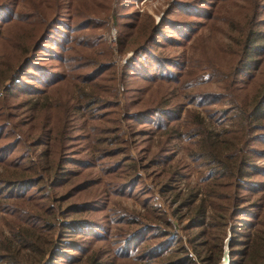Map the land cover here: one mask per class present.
<instances>
[{"label": "rangeland", "instance_id": "1", "mask_svg": "<svg viewBox=\"0 0 264 264\" xmlns=\"http://www.w3.org/2000/svg\"><path fill=\"white\" fill-rule=\"evenodd\" d=\"M0 6V85L8 82L3 78L7 65L16 69L21 66L22 61H18L21 51L16 48L21 44L27 47L24 50L26 58L33 57L42 70L57 71L61 80L57 84L45 83L44 90L30 91L34 93L31 94L32 100L44 98L49 107L59 109L68 95L80 96L91 92L107 102L106 108L96 104L85 111H70L68 120L72 125L74 144L71 147L74 150L85 144L87 132L90 136L95 132L97 136L107 131L100 128L115 126L103 120L109 117L110 111H115L114 115L123 111L133 113L145 110V105L151 110L134 122H128L129 127H126L127 122L122 127L127 140L126 158L138 159L149 149L151 152L147 159H154L144 166L146 171L140 164L136 165L135 180L126 192H123L126 184L121 187L119 183L129 177L126 176L127 170L117 169L109 173L111 162L108 158L97 157L89 168L73 166L74 173L78 175L70 183L88 178L92 187L72 199L99 196L102 210L86 213L89 223H92L89 231L64 234L79 237L77 246L57 243L67 247V253H74L66 263L153 264L148 259L139 258L140 246L164 240L168 235L163 232L166 230L177 232L167 242L166 248L174 249L178 236L182 245L189 249L185 239L196 229L182 228L191 221L195 207L200 202L206 203V191L214 180V163L205 153V156L202 154L199 140L202 129L206 133L221 132L234 129L236 121H239L229 82L237 71L236 61L248 31H252L250 36L256 39L254 45L261 48L247 70L249 80L253 89L260 83L264 84V0H0ZM143 21H150L159 28L158 40L163 43H157L159 49L155 52L161 60L159 66L152 56L148 57V53L147 58H139L144 67L134 62L143 49H150L144 40ZM35 27L38 30L34 33ZM43 30L47 37L34 48L37 54L32 56L31 44L41 40L38 36ZM131 30L133 34L128 38ZM132 55L134 58L129 65L135 63L137 70L126 77L123 69L129 66L127 60ZM101 62L112 67L104 71L101 67L96 84L90 89L77 73L105 64ZM83 65L88 66L80 69ZM163 69L171 70L172 78L160 81L158 76L163 75ZM39 75L35 70H29L24 79H44ZM153 75L155 77L151 78ZM27 83L30 84L21 82L23 88L19 92L25 90V86L43 87L38 82ZM124 83L129 87L127 92ZM110 87V94H103ZM21 95L18 94L17 99L22 98ZM144 99L147 102L143 103ZM162 109H166L165 112H160ZM166 111L168 114H162ZM100 113L105 115L103 119L94 116ZM89 114L92 118L88 117ZM251 123L253 126L248 129V135H264V114ZM172 124L174 130L168 133ZM128 129L135 132L128 134ZM249 142L243 151L247 163L252 164L251 167L245 165L251 174L244 179L262 181L251 198L260 196L264 203V153L252 150ZM92 153L95 152L84 150L75 156L87 160V154ZM137 181L142 182L137 185ZM161 183H165L164 186ZM61 191V188L57 190L58 193ZM142 197H148L153 203L151 214L145 206L148 200L144 206L140 204ZM23 206L19 199L0 198V264H9L2 257L9 246L20 253L27 250L14 237L19 234L25 236L23 229L30 231L23 222L24 214L17 210ZM204 212L208 214L207 209ZM17 213H20V218ZM205 220H208L206 215ZM143 226L154 229L148 236L143 231L142 236L126 244L127 236ZM13 230H19V234H13ZM52 235L55 239L68 241V238L60 237L58 229ZM229 237L227 231L223 241L227 259ZM168 251H163L164 258L178 254ZM35 255L37 253L32 258L28 257L32 260Z\"/></svg>", "mask_w": 264, "mask_h": 264}, {"label": "trees", "instance_id": "2", "mask_svg": "<svg viewBox=\"0 0 264 264\" xmlns=\"http://www.w3.org/2000/svg\"><path fill=\"white\" fill-rule=\"evenodd\" d=\"M142 25L145 34L144 40L148 42L150 49L147 51L140 49L142 51L136 55L134 62L138 66L144 67L139 62V58L142 60L143 57L147 58L148 53V57L152 56L155 64L159 66L161 60L157 58L156 54L158 53L155 54L156 50L159 49L157 43L163 44L158 40L159 28L153 26L150 21H143ZM37 30L38 27H35L34 33ZM251 33L252 31H248L243 40L236 61L237 71L229 82L234 94L231 99L236 104V114L239 116V121H236L234 129H223L221 132L207 131L206 133L202 129L199 140L201 152L203 155L205 153L206 157H209L210 161L214 163L212 167L214 168L212 170L214 180L206 191V203L200 202L195 207L191 221L182 228L184 230L196 229V231L189 233V237L185 239L189 249L182 245V240L178 236L176 247L172 250L166 248L167 242H170L177 232L161 230V232L168 234L167 237L165 236L164 240L155 244L140 246L138 255L140 259H148L153 264H219L222 258L223 241L228 231L230 237L227 243V264H264V203L260 196L255 197V199L251 198L262 181L244 179L247 178L245 176L251 174L249 173L250 168L246 166H252L245 160L246 153L243 151L247 142L251 140L249 145L252 150L258 153L263 151L264 153V147L261 149L264 146L262 141L264 135L259 133H249L248 135L250 132L248 129L253 126L251 122L261 118L264 114V84L260 83L253 89L247 71L261 49L254 45L256 39L254 40V37L250 36ZM46 34V31L43 30L38 36L41 40L37 44L35 41L31 44L32 56L37 54L34 48L40 46L39 44L47 37ZM132 34L133 31L131 30L128 33V38H131ZM16 48L21 51L18 60L22 61L21 66L16 69L7 65L3 70V78L8 79V82L0 85V198L19 199L24 203V206L17 210L24 214L23 222L29 226L27 228L30 231L27 232L23 229L26 232L25 236H21L19 230L12 231L13 234H19V236L15 235L14 237L22 247L27 249L26 252L20 253L17 249L13 250V247L9 246L2 257L6 258L9 264H62L63 262V264H67L66 260L74 253H67L65 251L67 247L61 244L77 246L79 237L64 234L89 231V226L92 223H89L90 220L87 219L86 213L102 210L100 209L102 202L99 196L83 200L72 199L92 187L90 186L92 182L88 178L70 183L78 175L77 172L74 173L73 166L77 164L89 168L97 157H100L99 159L108 158L111 162L109 173L115 172L117 169L127 170L126 176L129 177L119 183L121 187L126 184L123 191L126 192L125 190L135 180L136 165L140 164L139 166L146 171L144 166L150 164L154 159H147L151 152L149 149L145 151V156H139L138 159L126 158V154H128L126 151L127 140L124 139L125 132L122 127L126 125V122V127H129L128 122H134L135 119L143 117L144 112L150 113L151 110L146 109L145 105L143 106L145 110L133 113L123 111L120 115H114L115 111H110L111 113L107 114L109 117L105 118L102 113L94 115L114 123L115 126L100 128L99 130L107 131L99 133L97 136H95V132L92 136L88 135L89 132H87L84 137L85 144L74 150L71 147L74 144L72 142L74 136L72 125L68 120L70 111H85L94 108L96 104L102 106L101 108H106L107 102L102 101L100 97L91 92L81 93L80 96L78 94L76 96L68 95L67 101L63 102V106L59 109L49 107L44 98L32 100L31 94L34 93H30V91L44 90L45 83L57 84L61 80L58 79L57 71L42 70L33 61V57L26 58L24 55L26 46L19 44V47ZM133 58V55L128 58V65L133 61ZM101 63L105 64H99L97 68L77 73V75L80 74L82 82L88 85L90 89L96 84L95 79L98 70L101 67H104L102 71L112 67L108 65L109 63ZM135 63L132 62L131 65H127L128 67H124V76L128 77L131 72L137 70ZM86 66L88 65L79 68H86ZM29 70H35L45 80L24 79ZM163 72V75L158 76L160 81L172 78L171 70L163 69ZM150 77L154 78L155 76ZM126 80H130V78ZM29 81L38 82L43 87L25 86L26 89L19 92L23 88L21 82L30 84L27 83ZM126 85L127 83H124V87ZM128 89L129 87H125V92ZM110 91L111 87L105 89L103 94H110ZM18 94H22L23 97L17 99ZM142 102H147V99L142 100ZM164 110L166 109H162L160 112ZM168 112L162 114H168ZM90 116L92 114L88 115L89 118H92ZM128 130V134L135 132L132 129ZM173 130L172 124L168 133ZM81 147L83 148L80 150ZM84 150L95 153L87 154V160L75 156ZM149 167L151 165L147 168ZM129 171L132 172L131 175H129ZM141 182L137 181L136 184ZM164 184L161 183V186ZM60 188L63 191L58 193L57 190ZM69 199L72 200L67 203L66 201ZM146 200L148 197H142L139 202L144 206ZM64 202L66 203L62 205ZM145 206L151 214L154 210L153 203L148 200V203L145 202ZM205 209L208 210V214L204 212ZM20 213L16 214L18 218H20ZM205 215L208 220H205ZM64 219L68 220L64 221ZM59 224L64 227L60 228ZM56 229H58L60 237L68 238V241L53 238L52 233ZM151 229L154 228L150 226L137 227L131 236H127L126 244H129L127 241L142 236L143 231L147 232L146 236L150 235ZM59 242L61 244H57ZM235 246H239V248ZM165 250H169L168 253L170 254L172 252H178V254L164 258L162 253ZM33 252L37 255L30 260L29 257L32 258L35 254Z\"/></svg>", "mask_w": 264, "mask_h": 264}, {"label": "water", "instance_id": "3", "mask_svg": "<svg viewBox=\"0 0 264 264\" xmlns=\"http://www.w3.org/2000/svg\"><path fill=\"white\" fill-rule=\"evenodd\" d=\"M227 250L224 249L223 252H222V259H221V264H227Z\"/></svg>", "mask_w": 264, "mask_h": 264}]
</instances>
